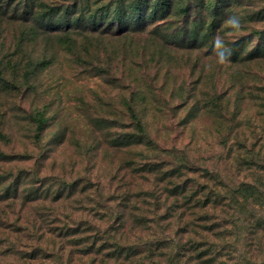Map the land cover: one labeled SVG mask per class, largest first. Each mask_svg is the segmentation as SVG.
I'll list each match as a JSON object with an SVG mask.
<instances>
[{
    "label": "rangeland",
    "instance_id": "rangeland-1",
    "mask_svg": "<svg viewBox=\"0 0 264 264\" xmlns=\"http://www.w3.org/2000/svg\"><path fill=\"white\" fill-rule=\"evenodd\" d=\"M203 13L194 5L189 22ZM9 16H0V264H116L117 243L139 249L137 261L153 250L144 264H169L173 245L160 256L156 242L197 237L185 225L203 214L195 204L206 193L264 190V0H233L223 21L189 24L198 37L185 45L173 39L182 15L86 38H35V21ZM21 52L30 59L14 75ZM26 71L37 76L26 82ZM132 99L145 135L125 106ZM39 113L47 124L37 140ZM239 212L264 218L253 203ZM253 245L264 264V247Z\"/></svg>",
    "mask_w": 264,
    "mask_h": 264
},
{
    "label": "trees",
    "instance_id": "trees-1",
    "mask_svg": "<svg viewBox=\"0 0 264 264\" xmlns=\"http://www.w3.org/2000/svg\"><path fill=\"white\" fill-rule=\"evenodd\" d=\"M90 1L63 0L67 3H59L52 7L46 4V0H0V16L7 17L10 14L9 19L12 22L35 21L37 28L35 27L31 31L35 38L41 33L47 35L53 32H57V36L64 34L69 37L76 35L86 38L88 35L104 36L107 33L121 34L127 31H141L148 24L166 21L174 14L175 16L182 15L187 20L186 24L174 35L173 39L177 40L181 37L177 44L185 45L189 41H193L194 37H198V33L190 31L189 24L207 26L213 21H223V11L226 7L231 6L233 0H214L211 3H207V0H116L118 7L114 13H110L109 9L94 11ZM194 5L204 13L195 16L193 21L189 22L193 18L191 14ZM21 6L24 7L23 12ZM205 13L212 17L211 22L206 21ZM116 23L119 24L116 25ZM18 50L20 48L17 51L15 49L11 59L19 54ZM22 55L24 56L15 60L16 63L12 65L14 75H17L20 70V59H30L26 53H22ZM9 64L11 61H8L6 66L8 67ZM2 68L3 65H0V70ZM35 75L37 76V71H26L24 79L28 82L29 78ZM1 80L6 86H10V82L3 77ZM16 86L11 83L12 88H16ZM133 101V99L127 101L125 106L138 133L145 135L144 126L137 115ZM36 122L38 124L36 139L39 140V135L47 124L43 113L38 114ZM205 173L206 176L213 177L211 172ZM218 190L217 187L215 190L209 191L205 194L203 202L198 201L195 204L196 207L201 208L203 214L194 222L185 225L187 229L192 226L198 238L194 236L184 244L179 243L180 245L172 243L174 240L169 238L166 239L168 243L165 240L156 242V251L161 250L162 255L160 256H163L165 250L173 245L175 251L169 257V264H180L184 259L183 264H255L253 258L256 255L253 254L252 247L254 242L258 243L257 251L262 246L264 247V218L258 217V215L244 220L239 210L248 207L251 203L264 206V190L248 183H241L233 189H227L224 193ZM199 193L200 191H197L196 197ZM214 212L220 214L213 216ZM216 217L219 218V221L215 220ZM187 229L185 233L188 234ZM231 239L232 241H229ZM245 240H248L247 250H241L238 245ZM177 247L179 251H176ZM138 250L134 247L130 249V247L119 246L117 243L109 258L116 264H144L142 259H153L157 255L151 249L149 256H145V258L140 256L139 262L137 258L141 253ZM49 251L51 249L46 248L45 252ZM231 253L232 255L228 257V254Z\"/></svg>",
    "mask_w": 264,
    "mask_h": 264
},
{
    "label": "clouds",
    "instance_id": "clouds-1",
    "mask_svg": "<svg viewBox=\"0 0 264 264\" xmlns=\"http://www.w3.org/2000/svg\"><path fill=\"white\" fill-rule=\"evenodd\" d=\"M229 23L232 25L233 28L239 29L240 28V21L237 17H231ZM225 56L221 53V59H224Z\"/></svg>",
    "mask_w": 264,
    "mask_h": 264
}]
</instances>
